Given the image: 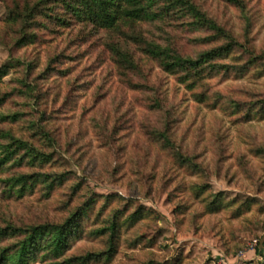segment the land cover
I'll list each match as a JSON object with an SVG mask.
<instances>
[{"label":"rangeland","instance_id":"1","mask_svg":"<svg viewBox=\"0 0 264 264\" xmlns=\"http://www.w3.org/2000/svg\"><path fill=\"white\" fill-rule=\"evenodd\" d=\"M191 1L236 42L193 86L146 51L160 46L174 63L230 43L186 16L109 31L82 21L77 0H0L7 264L33 228L63 227L89 206L62 257L43 248L47 235L29 264L264 263V0Z\"/></svg>","mask_w":264,"mask_h":264},{"label":"trees","instance_id":"2","mask_svg":"<svg viewBox=\"0 0 264 264\" xmlns=\"http://www.w3.org/2000/svg\"><path fill=\"white\" fill-rule=\"evenodd\" d=\"M225 1L238 6L242 4V1L240 0ZM77 2L81 8L80 11L76 12L79 18L82 19V21L92 23L95 27L100 29L118 31L124 24H134L140 21H155L163 19L166 16L179 14L181 16L183 15V17L186 16L192 19V23L197 24L198 27H206L215 31L218 38L230 41L227 46L204 54L198 60L177 57L174 63L165 61L166 58L168 59L167 50L161 48L160 46L148 45L146 51L158 59H161V63L166 71L171 73L185 71L187 75L190 74L187 77H182L181 81L183 83H187L192 78L193 80L190 84L192 86L209 77L203 73L206 63H209L213 61V59L217 58H228L230 48L236 43L225 29L220 27L211 18L205 15L191 0H77ZM34 15H36V11L34 12L33 8L27 10L23 18L29 20ZM190 85L188 87H192ZM17 142L22 143L20 141ZM10 154L11 152H9L5 158L1 159V163L10 161L12 158ZM28 180V176H22L11 181L15 184L14 186H26ZM219 202L220 200L215 201V203ZM91 209H93L92 206H89V208L85 209L83 212L75 214L72 220L68 221L67 225L63 227L54 226L52 228H33L30 234L28 233L29 236L25 238L26 240L21 242V248L17 251L18 258L15 264H29V261L32 259V255H36L33 253L32 249L38 245L41 247L42 240L40 238L47 235H51V239L44 242L43 248L51 251L53 257L56 259L62 257L70 249L71 239L79 233L78 228L80 220L77 219H81L83 216L86 217L87 213L84 212H89ZM143 215L142 211H138L129 216L124 221L123 225H134L142 219ZM119 227L120 226L115 223L111 228L114 233L113 237L117 235ZM4 234L5 233L3 232L2 235ZM39 247H36L37 252ZM41 250H39V252ZM257 251L264 254V251H262L259 247L257 248ZM8 253V249L2 251L0 264L8 263ZM113 254L114 253L110 254V257H112ZM100 257L98 254H90L83 258L69 259L58 264H89L93 261H98Z\"/></svg>","mask_w":264,"mask_h":264},{"label":"water","instance_id":"3","mask_svg":"<svg viewBox=\"0 0 264 264\" xmlns=\"http://www.w3.org/2000/svg\"><path fill=\"white\" fill-rule=\"evenodd\" d=\"M263 245H264V237H263V239H262V241H261V246H260V248H263Z\"/></svg>","mask_w":264,"mask_h":264}]
</instances>
